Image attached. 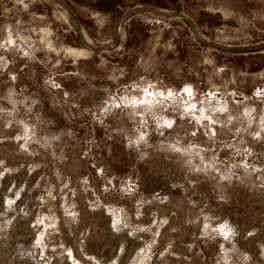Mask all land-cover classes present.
<instances>
[{"label": "rangeland", "instance_id": "obj_1", "mask_svg": "<svg viewBox=\"0 0 264 264\" xmlns=\"http://www.w3.org/2000/svg\"><path fill=\"white\" fill-rule=\"evenodd\" d=\"M0 264H264V0H0Z\"/></svg>", "mask_w": 264, "mask_h": 264}, {"label": "water", "instance_id": "obj_2", "mask_svg": "<svg viewBox=\"0 0 264 264\" xmlns=\"http://www.w3.org/2000/svg\"><path fill=\"white\" fill-rule=\"evenodd\" d=\"M183 16H185L184 14H182ZM169 16H171V15H169ZM70 22H72V19H70Z\"/></svg>", "mask_w": 264, "mask_h": 264}]
</instances>
